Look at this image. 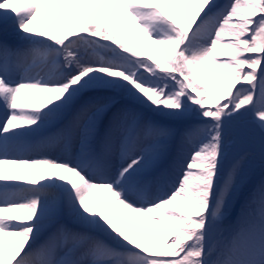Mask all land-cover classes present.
Returning a JSON list of instances; mask_svg holds the SVG:
<instances>
[{"label": "snow or ice", "instance_id": "obj_1", "mask_svg": "<svg viewBox=\"0 0 264 264\" xmlns=\"http://www.w3.org/2000/svg\"><path fill=\"white\" fill-rule=\"evenodd\" d=\"M0 264H264V0H0Z\"/></svg>", "mask_w": 264, "mask_h": 264}, {"label": "rangeland", "instance_id": "obj_2", "mask_svg": "<svg viewBox=\"0 0 264 264\" xmlns=\"http://www.w3.org/2000/svg\"><path fill=\"white\" fill-rule=\"evenodd\" d=\"M253 174H254V176H255L256 179H259V176H260V168H259V162H258V160L253 162Z\"/></svg>", "mask_w": 264, "mask_h": 264}, {"label": "bare ground", "instance_id": "obj_3", "mask_svg": "<svg viewBox=\"0 0 264 264\" xmlns=\"http://www.w3.org/2000/svg\"><path fill=\"white\" fill-rule=\"evenodd\" d=\"M22 154H24V155H31V156L41 155V154L52 155L51 152H49V153L46 152V153L39 154V151H34V153H33V151H29V152H24Z\"/></svg>", "mask_w": 264, "mask_h": 264}]
</instances>
